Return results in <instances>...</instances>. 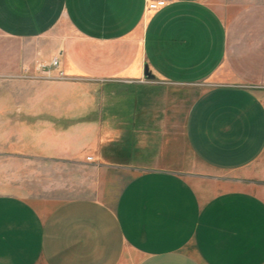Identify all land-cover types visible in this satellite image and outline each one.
Returning a JSON list of instances; mask_svg holds the SVG:
<instances>
[{
  "label": "crops",
  "instance_id": "obj_1",
  "mask_svg": "<svg viewBox=\"0 0 264 264\" xmlns=\"http://www.w3.org/2000/svg\"><path fill=\"white\" fill-rule=\"evenodd\" d=\"M165 1L0 0V264H264V0Z\"/></svg>",
  "mask_w": 264,
  "mask_h": 264
},
{
  "label": "rangeland",
  "instance_id": "obj_2",
  "mask_svg": "<svg viewBox=\"0 0 264 264\" xmlns=\"http://www.w3.org/2000/svg\"><path fill=\"white\" fill-rule=\"evenodd\" d=\"M25 47L24 43L20 41H14L2 37L0 35V55L3 52H9L13 54L15 52L19 53ZM58 58H53L50 63ZM4 59L0 57V141L9 140L12 137L14 127V115L17 113H29V103L31 98H45L51 97L58 93L56 88H45V86H37L33 84L35 81L30 79L31 72L27 69L24 70L22 75H14V73H5L4 69ZM45 63V62H42ZM38 64L35 68L37 75L45 80L46 77L42 71H38L37 67L39 65H49V64ZM33 74V73H32ZM61 91V90H59ZM69 93L71 91H68ZM6 135V136H5ZM9 135V136H8ZM6 137V138H4ZM3 148V147H2ZM1 149V148H0ZM5 163V164H4ZM14 160L0 159V182L10 180L13 170L8 169L9 167H14ZM1 165H6V171L2 169Z\"/></svg>",
  "mask_w": 264,
  "mask_h": 264
},
{
  "label": "built area",
  "instance_id": "obj_3",
  "mask_svg": "<svg viewBox=\"0 0 264 264\" xmlns=\"http://www.w3.org/2000/svg\"><path fill=\"white\" fill-rule=\"evenodd\" d=\"M166 6H167V2L165 0H147L146 9L147 11H150L153 13V12L163 9ZM58 67H59V59H54L49 65H39L37 67V70L42 71V73L45 76H48L52 69H57ZM87 160L91 162L93 158L88 157Z\"/></svg>",
  "mask_w": 264,
  "mask_h": 264
},
{
  "label": "water",
  "instance_id": "obj_4",
  "mask_svg": "<svg viewBox=\"0 0 264 264\" xmlns=\"http://www.w3.org/2000/svg\"><path fill=\"white\" fill-rule=\"evenodd\" d=\"M145 75H146L147 79L154 80V76L151 75V73L149 71H147Z\"/></svg>",
  "mask_w": 264,
  "mask_h": 264
}]
</instances>
